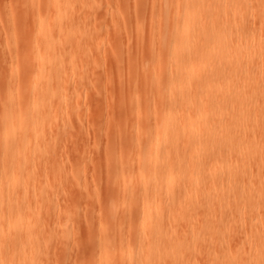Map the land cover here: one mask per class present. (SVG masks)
Returning a JSON list of instances; mask_svg holds the SVG:
<instances>
[{
  "label": "rangeland",
  "instance_id": "1",
  "mask_svg": "<svg viewBox=\"0 0 264 264\" xmlns=\"http://www.w3.org/2000/svg\"><path fill=\"white\" fill-rule=\"evenodd\" d=\"M262 1L261 7L264 8V0ZM162 2L163 0H0V163L3 152L1 142L9 137L3 135L5 115L15 109L13 114L17 119H22L19 132L16 133L17 138L24 134L29 136L33 129L29 128V113L33 101L30 100L35 97L38 102H43L39 103L40 106L44 105L42 109L38 106L41 110L37 125L39 128L41 126V130L35 127L33 139L29 140L32 149L36 143V149L40 146L39 150L33 149L37 151V154L36 151L33 152L35 156L31 146L28 150L30 153L25 151L28 155L31 154L32 160L35 157L30 180L34 179L35 170L38 177L33 182L35 185L31 183L30 201L33 209L30 217H39L37 219L41 220L40 224H44L40 228L44 231L40 242L46 253L40 247V255L35 256L38 254L35 253V257H32L34 260L39 257L35 264H101L100 250L104 249L100 247L115 234L120 235V243H117L119 251L114 255L116 244H109V262L125 264L124 261L121 262L124 260L123 247L127 249L128 240H131V245L135 244L140 211L128 210L136 205H133L126 194L132 187L140 191L144 183L142 184L139 176L130 180L125 162L128 157L133 156L139 134L151 133L161 123L162 116L168 109V70L159 72V85L155 79L157 76L154 77L152 71L146 70L151 65L154 51L159 44L166 42L158 36L164 23L157 18L156 11L150 12L152 9L158 11ZM240 7L238 11L242 14L241 17H247L248 8L244 5ZM261 22L254 34L255 38L247 43L249 47L264 44V20ZM36 29L41 31L37 32ZM47 33H50V38L55 39L52 41L58 46L54 45L56 50L52 46L47 48L49 51L44 46L46 42H52ZM46 51L50 56L44 54ZM241 53L238 57L244 60V54ZM51 56L58 59L54 60ZM161 59L168 67V56L162 54ZM254 62L246 66L240 75L232 74L231 78L234 91H249L255 87L258 95L242 110H221L228 125L233 128L241 126L238 128L240 139L234 145L237 153L233 154L231 160L241 173L236 185L243 186L241 189L244 192L236 187L240 190V195L238 191L235 192L237 189H234L236 195L232 191L228 198L223 193L227 201L225 206H228L215 211L217 216H213L211 210L203 212L200 209L197 212L192 210L191 213L195 214L189 213L191 216L184 218L188 211L185 213L183 208H179L181 214L177 218L179 222L187 219L190 221L187 223L184 220L187 224H183L182 220L181 225L173 221L172 208L170 207L168 215L170 210L166 207L167 210L163 213L164 226L167 228L165 236L190 245L183 243L182 249L180 248L183 252H177V257L175 253L170 257L172 260L165 259L164 263L157 259L158 262L161 260V263L163 261V264H167L166 261L170 260L169 264L173 261L172 264L176 257L178 264L181 261L182 264H264V235H261L264 234V58ZM38 70L44 74L42 78H39L40 75L37 77ZM46 89H49L48 97ZM154 91L160 92L164 102L154 100ZM49 92L51 96L54 95L53 100L49 99ZM47 99L51 102H47ZM242 151L251 156L248 159L242 156L240 158L238 152L243 153ZM235 154L239 156L235 157ZM220 165L223 166L222 163ZM189 168L191 173L192 162ZM149 170L151 168L147 164L144 171ZM206 181L205 179L199 185L200 188L197 187L198 190L203 184L207 186L209 182ZM37 184L36 191H41L40 194L34 191L33 186ZM187 187V190L190 188L189 191H193H187L190 194L186 192L187 197L196 200L197 194L198 199L201 191L189 185ZM214 196L212 195V200L218 197ZM176 206L177 203L173 208ZM113 208L118 213L121 210L119 214L125 216L124 219L130 214L125 221L126 225L135 226L134 230L130 227L134 235L132 238L128 239V229H124V223H118L113 215ZM163 208L165 209V205ZM204 216L207 217L206 221ZM105 219L108 220L107 227ZM172 222L176 224L173 226ZM119 226L127 232L118 230ZM204 226L208 229V232L204 231L207 235L202 230ZM33 227L37 228L36 224ZM38 229L39 227L36 232ZM253 231L258 239L255 235L251 237ZM222 232L229 236L225 239ZM221 236H224L223 240ZM45 237L47 241H44ZM168 238L165 239L167 244ZM143 247L145 248V244ZM144 248L142 255L147 256L149 253L145 248L148 253L146 255ZM184 250L190 251L185 253ZM220 258H223L222 262ZM14 263L17 264V261Z\"/></svg>",
  "mask_w": 264,
  "mask_h": 264
},
{
  "label": "bare ground",
  "instance_id": "2",
  "mask_svg": "<svg viewBox=\"0 0 264 264\" xmlns=\"http://www.w3.org/2000/svg\"><path fill=\"white\" fill-rule=\"evenodd\" d=\"M262 3V0H163L162 6L159 7L158 11L155 9L150 11H156L158 14L157 18L164 23L163 26L161 24V28L159 27L158 36L166 42L159 44L156 51L153 53L151 65H149L146 70L148 69L149 72L152 71L154 77L157 76L155 78L156 82L158 81L159 72L168 70V100L166 101L168 109L165 115L162 116L161 123H158L151 133L139 134L136 150L133 156L128 157L125 162L127 172L130 174V180H133L135 176H139L142 184H144L142 189L140 188V191L132 187L127 191V194L125 193L133 205L137 206H131L132 208H128V210H139L140 221L137 220L139 222V227L137 226L139 230L134 241L137 246H135V244L131 245V243H129L131 240H128L127 249L123 247V250H125V252L123 251L124 260H121V262L124 261L125 264H163L165 259H170L175 253L177 257V252H183V250L181 251L184 243L183 241L180 242L178 239H173L172 237V239H169L168 236H165V231L167 230H165L166 226L164 225L166 224L163 222V213L167 210L166 207L170 210H168V215L171 212L170 207L172 208L173 214H171L174 215L172 217L173 221H177L179 225H181L180 222L182 221L183 224H187L190 222H188L187 219H184L186 223L183 219L179 222L177 218V215L181 214L179 213L181 208H183V212L185 211V213L188 211V214L182 213L186 215L184 218H187V215L189 218L192 214V210L197 212L200 209L203 210V212H209L211 210V212L213 211L214 213L213 216H217L215 211H218V209L222 210L227 202L223 193H225L228 198V195L231 196L232 191L234 192V189H237L236 187H238L241 192H244V190H242L244 187H240L242 183H240V180V186L236 185V180L238 181L240 177L239 174L241 173L240 171L238 172V169L231 160V158L234 157L233 154L237 153L234 145L240 139V131L238 128L241 126L233 128L228 125L224 118L225 115L221 114V110H242L250 104L252 98L258 95V91L255 87L252 88V90L249 89V91H243L241 89L234 91L231 75H240L245 70L244 68L246 66L252 65L256 63L254 61L264 58V44L261 46H255L253 44L251 45L252 47H249L247 44L255 38L254 34L262 24L261 21L264 20V8L261 7ZM241 5L247 7L249 11L248 16L245 18L241 17L242 14L238 11ZM41 26V29H43V24H41ZM38 30L39 31L36 29L37 32L41 31L40 29ZM37 34L39 35V33ZM47 34V37H49L50 33ZM247 36L248 38H246ZM51 38V41L55 40L53 37ZM53 43H55V41L49 42V44L46 42L44 46H47L46 49L49 47L52 48L54 45L58 47ZM56 47L52 49L54 50ZM241 52L244 54V60L238 57V54ZM44 54L49 55V52L46 51ZM162 54L169 58L168 67L165 66L161 59ZM53 57L54 56H51L52 59ZM57 59L58 58L54 57V60ZM38 72L39 74L37 73V77L40 75L39 78H42L41 76L44 74L41 73L42 71L40 72L38 70ZM33 82L35 83V79ZM157 83V85H159V82ZM45 91L48 97L49 89ZM50 92L52 91L50 90ZM53 94L51 96L50 93L49 99H54ZM34 98L30 100V102L33 100L31 102L32 109L29 113L31 117L29 120V128H33V131H30L31 134L35 133V127L39 128L37 125V118L38 115L40 118L39 111L44 106H40L43 102L40 101V103ZM154 100L164 102L160 92L154 93ZM46 101L49 102L50 100L48 101L47 99ZM46 101L45 103H47ZM38 106H40L41 109ZM13 110L4 117L5 126L3 125V135L9 137H6L4 141L1 142L3 152L0 163V264H15L14 261H17V264H35L39 257H36L37 260H34L35 258L32 259V257L40 255L41 245L43 246L40 242V238L42 234H44L43 229L40 228H42L44 224H40L41 220H38L39 217H37L38 219L33 216L34 219L30 217L31 210L33 209L30 201L32 200L30 197L32 194L30 192L32 188L31 183L35 185L33 182L35 183L37 176L35 175V170L33 172L34 181L32 179L30 180V178H32V166L35 165L33 164L35 157L32 160V158H30L31 154L28 155L25 151L29 150L33 139L32 136L34 135L29 133L31 139L25 134L23 137L17 138L18 136L16 133L18 134L19 132L22 119L19 117L17 119L16 115L13 114ZM40 128L39 130H41ZM39 130L37 131L39 132ZM8 132L12 133H9V135ZM37 135L39 134L37 133ZM29 140H31L30 145ZM34 145L35 148L33 147V149H36L37 144L35 143ZM33 149L32 153L37 150ZM244 152H238L240 158L242 156V158L248 159L247 157L251 155L248 154V156L247 153L244 154ZM24 153H26V155ZM36 154L33 153L34 156ZM191 162L193 163L192 174L189 171V164ZM221 163L223 166L220 165ZM147 164L150 165L151 170L145 172L144 170ZM205 179L209 183L207 186L203 184V187L198 190V188H200L199 185L204 183L203 181ZM188 185L189 187L191 186V188H197L199 186L197 190L201 192L198 193V199L197 194L196 200L187 197L186 192L188 191L190 193L192 191V189L189 191L190 188L187 190ZM33 187L35 188V193L38 192V190L36 191L38 184ZM40 188L41 187H39V189ZM238 189L235 190V192L238 191L237 193L240 195L241 192ZM40 192L38 193L40 194ZM235 192L234 195H236ZM38 193L36 195H38ZM212 195L218 197L212 200ZM176 203L177 206L173 208ZM164 205L165 209L163 208ZM112 210L114 212L113 215L118 219V223H124L125 225L122 226L124 229H128V232L122 230L121 226H119L118 230L123 231V233L126 231L128 233V235L126 234L128 239L129 237L132 238L134 236L132 234L133 232L130 230L132 225L129 222L131 226L126 225L127 221H125L130 214L124 219L125 216L123 217L122 214H119L121 210L119 213L117 212L118 210L114 208ZM110 214L111 213H109V215ZM35 219H37L39 223H37ZM32 221H35V223ZM105 221H107V227L108 220L105 219ZM174 223L172 222L171 224L174 226ZM33 224H36L37 228L39 227L41 230L38 234V236L40 235L39 238L37 237L39 229L36 232L37 228L35 227L34 229ZM134 227H131V229ZM206 228V226L202 227L203 232L208 230H206ZM44 230H47V228ZM204 234L207 235L206 232H204ZM227 235L225 234V237H223L226 239L229 236ZM254 235L256 237L255 232L251 237ZM259 235L258 237L261 238L260 236L264 234ZM119 236L115 234V236L111 237L112 239L109 238L111 240H107L105 244L102 243L103 246L100 248L102 249L103 247L104 250H100L102 252L101 261L103 262H101V264H111L108 259L109 253L107 247L109 244H116L113 254H117L119 248H117V243L120 241ZM223 237L221 236L222 240ZM167 238L169 244L165 241ZM256 238H254V241H256ZM214 239L211 240L214 242ZM222 240L221 243L224 244ZM44 241H47L46 237ZM228 241L229 238L227 242ZM224 242L227 243L225 240ZM165 243L167 244L166 246ZM185 243L188 244V242ZM216 243L218 242L213 244ZM253 243L254 242H252V244ZM143 244H145V248L149 254L145 252ZM258 245L256 246L260 248ZM133 246H135V248ZM143 248L146 255L148 254L147 256L142 255ZM42 251L44 252L45 250L42 248ZM188 251H185V253ZM33 254H35V256ZM113 254L112 256H114ZM183 255H181V257ZM232 255H234V253ZM41 256L40 259H42ZM175 258L172 264H175L177 259ZM182 258L184 259V256ZM157 259L163 260L162 263L161 260L158 262ZM221 259L223 258H220V260ZM39 261L41 262L42 260ZM169 261H166L167 264H169ZM177 262L176 264H178ZM180 263L182 264V261Z\"/></svg>",
  "mask_w": 264,
  "mask_h": 264
}]
</instances>
